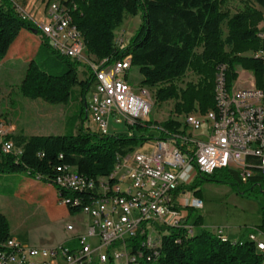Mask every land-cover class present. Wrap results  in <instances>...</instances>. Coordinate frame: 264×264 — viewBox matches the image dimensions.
Masks as SVG:
<instances>
[{
  "label": "trees",
  "instance_id": "16d2710c",
  "mask_svg": "<svg viewBox=\"0 0 264 264\" xmlns=\"http://www.w3.org/2000/svg\"><path fill=\"white\" fill-rule=\"evenodd\" d=\"M252 1L264 5V0H243V8L232 13L225 7L227 0H71L68 4L86 51L94 59L113 60L130 55L131 66L137 67L142 76L140 83L155 88L156 101L176 100L174 111L178 113L196 108L205 113L215 107L214 80L221 65L226 67L228 87L234 85L238 67L252 73L256 86L262 85L264 58L243 55L263 46L257 36V25L264 15ZM126 15L139 16L140 23L127 44L117 47L116 29ZM22 30L41 35V41L27 64L21 93L50 104H67L73 89L78 87L79 99L87 110L85 93L89 79H79V63L53 49L37 24L23 17L11 0H0V62ZM41 53L50 65L61 70H45L37 62ZM188 71L198 76L197 81L178 87L174 81ZM82 113L85 116H81L80 124L75 128L77 116L71 115L69 129L65 126L61 134L7 136L20 153L3 152L0 147V175L25 171L31 178L53 186L63 197L88 202L96 200V192L60 186L55 179L57 166H74L80 174L92 178L108 176L117 155L124 156L149 139H164L168 135L151 132L148 123H136L126 133L102 135L84 127L86 111ZM161 125L169 134L181 128V122L171 117ZM184 130L185 127L180 132ZM65 169L59 167L58 175ZM202 182L229 184L245 193L263 183L264 178L256 175L243 183L234 171L221 168L211 173L198 172L186 188H196ZM194 193L201 197V190ZM79 210V207L67 209L71 215ZM184 210L183 223L188 224L193 208ZM193 224L201 227V216ZM255 228L264 233V208L262 220ZM11 237L9 220L0 211V250ZM140 264H264V251L251 240L230 241L205 228L189 236L182 227H168L163 229L160 246L145 251Z\"/></svg>",
  "mask_w": 264,
  "mask_h": 264
},
{
  "label": "built area",
  "instance_id": "2783aa9c",
  "mask_svg": "<svg viewBox=\"0 0 264 264\" xmlns=\"http://www.w3.org/2000/svg\"><path fill=\"white\" fill-rule=\"evenodd\" d=\"M69 1H51L47 20L42 22H35L13 4L23 17L37 24L56 50L86 67L83 71L89 79V97L85 96V104L96 126L93 131L114 134L107 131L111 120L128 129L136 123H148L151 132L168 135L149 139L124 156L117 155L108 176L92 178L80 174L74 166H57L56 180L96 192V200L88 202L57 193L59 204L67 209L79 207L76 214L88 218L85 226L79 224L81 230L74 223L65 225L66 231L86 237L85 250L78 257H65L64 242L37 247L13 239L0 250V264H140L145 251L156 249L163 229L182 227L187 235H193L194 224H184L183 219L185 208L201 209L204 205L195 190L186 188L198 172L229 169L243 183L256 175L264 178V74L261 86L228 87L226 67L219 66L214 80L215 107L205 113H187L179 131L169 134L161 122L149 117L153 106L151 88L128 82L130 55L94 60L80 44L66 22ZM117 35V47L124 46V37ZM257 36L263 46L250 54H264V22L257 25ZM12 132L13 128L0 120L2 151L19 154L20 149L7 138ZM59 167H66L65 175H58ZM214 232L224 235L222 228ZM259 233L253 228L247 239L259 240ZM259 243L260 251H264V242Z\"/></svg>",
  "mask_w": 264,
  "mask_h": 264
},
{
  "label": "rangeland",
  "instance_id": "374dc122",
  "mask_svg": "<svg viewBox=\"0 0 264 264\" xmlns=\"http://www.w3.org/2000/svg\"><path fill=\"white\" fill-rule=\"evenodd\" d=\"M16 5L24 9L37 21H46L48 4L53 0H15ZM254 4L258 9L260 6ZM243 0H227L225 7L233 13L243 8ZM264 15V5L262 6ZM264 19L260 22L262 24ZM140 23L139 16L126 15L122 24L116 29L125 39L127 44L131 35L135 32ZM21 42L12 47V57L4 58L0 64V120L14 133L25 135L32 134H60L69 129L70 116H77L75 128L81 122L82 111H86L84 127L88 130L96 129L92 120V114L85 108L84 102L79 99L78 87L73 89L70 100L67 104H50L42 99H31L24 96L20 91V84L24 78L29 59L34 55L39 43V34L34 36L29 31L22 30ZM117 34V33H116ZM118 37V35H117ZM249 50L243 55L249 56ZM252 55V54H250ZM256 56L257 54H253ZM37 62L51 72H59L61 67L50 65L46 56L41 53ZM85 66L79 63L78 77L85 79ZM244 70V69H243ZM238 67V80L246 81V85H255L252 73L243 71ZM142 79L138 68L131 66L128 82L139 83ZM198 76L191 71L174 81L178 87H184L186 82H196ZM237 80V81H238ZM235 86V85H234ZM152 90L153 106L149 113L152 121L162 122L168 118L183 121L187 113L196 112L198 108L190 112L178 113L174 111L176 100L158 102L155 100V88ZM86 99L89 93H85ZM197 107V105H196ZM199 111V110H198ZM202 113V112H201ZM107 131L114 134L128 132V128L111 120L108 121ZM240 188L243 185L240 184ZM201 190L203 207L193 209L188 218V224H193L195 218L201 216V227L193 226V234L200 228L215 231L222 228L224 235L231 240L237 238L247 239L248 233L262 220V209L264 208V182L254 185L253 189L245 193L238 192L236 186L216 182H202L196 188L189 190ZM191 191V193H192ZM0 211L4 213L10 223L11 234L20 243L32 246H53L60 242L73 248L78 246V235L65 230L67 223L81 224L85 226L88 218L83 214L71 215L67 209L59 204L57 193L53 186L31 178L27 172H17L0 175ZM256 227V226H255ZM81 230V227H79ZM83 230V229H82ZM217 233V232H216ZM160 241V240H159ZM158 243V242H157Z\"/></svg>",
  "mask_w": 264,
  "mask_h": 264
},
{
  "label": "bare ground",
  "instance_id": "6f19581e",
  "mask_svg": "<svg viewBox=\"0 0 264 264\" xmlns=\"http://www.w3.org/2000/svg\"><path fill=\"white\" fill-rule=\"evenodd\" d=\"M74 8V7H73ZM70 11L71 10H69V14H67L66 15V22L70 25V27L73 29V31H74V34H75V36H76V38H80V44L81 45H85V43H84V38H83V36H82V34L80 33V31L77 29V26L73 23V18L71 17V13H70ZM42 36H44V35H42ZM45 37V36H44ZM117 41H118V39H117ZM50 45L52 46V48L53 49H55V47H54V44H52L51 42H50ZM56 50V49H55ZM56 51H58V50H56ZM59 52V51H58ZM60 53V52H59ZM255 54H257V56H261V57H263L264 58V54H262V53H255ZM62 55H64L65 56V54H62ZM92 56V55H91ZM93 59H94V57H93ZM94 60H105V59H94ZM66 174V169H65V171H64V173L63 174H59V175H65ZM58 184L60 185V186H62V187H65V188H74V189H80V190H82V185H70V184H65L63 181H58ZM223 236H225V235H223ZM11 240H13V239H10V240H8V242L9 241H11ZM251 241H253V242H255L256 243V245H257V248L260 250V243H259V240H251ZM7 242V243H8ZM157 242H159V240L157 241ZM7 243H6V245H7ZM160 246V242L157 244L156 243V248H158ZM64 256L65 257H78V256H80L81 254H82V252L85 250V248H86V237L83 235V234H79L78 235V246H76V247H73V248H69V247H67V246H65L64 245ZM150 250H153V249H150Z\"/></svg>",
  "mask_w": 264,
  "mask_h": 264
},
{
  "label": "crops",
  "instance_id": "0c3cea01",
  "mask_svg": "<svg viewBox=\"0 0 264 264\" xmlns=\"http://www.w3.org/2000/svg\"><path fill=\"white\" fill-rule=\"evenodd\" d=\"M13 3H15L16 4V1L15 0H11ZM260 10L263 12V10H262V6H260ZM32 17V16H31ZM32 19L36 22L37 20L34 18V17H32ZM31 35H34V36H36V34H33V33H30ZM25 35H27L26 33H23V34H21V35H19L18 36V38L16 39V41L12 44V46L10 47V49L8 50V53L6 54V56L4 57V58H6V60L7 59H9V58H11L12 57V55H11V52H12V47L14 46V44L15 43H17V42H19L20 40H21V38H22V36H25ZM39 37H40V40H39V43H40V41H41V35H39ZM21 42V41H20ZM39 43H38V45H39ZM38 45H37V47H38ZM37 49V48H36ZM36 52V51H35ZM35 52H34V55H35ZM34 55L29 59V61L34 57ZM3 58V59H4ZM2 62V61H1ZM1 62H0V64H1ZM243 70V69H242ZM237 71H238V68H237ZM243 71H245V70H243ZM238 77H237V79H236V81L234 82V85L236 86V87H245V86H247L246 85V81H243V80H238ZM48 134H51V133H48ZM48 134H32V135H48ZM61 134V133H60ZM68 212V211H67ZM258 225V224H257ZM257 225H255V226H257ZM255 226L253 227V228H255ZM200 230V229H199ZM199 230H198V232H199ZM11 236H12V234H11ZM223 237H227L228 238V240H230V241H237V240H240V238H237V239H235V240H231L228 236H223ZM12 239H16L14 236H12L11 237ZM258 238H259V240L260 241H263L264 242V233H262V232H260L259 233V235H258ZM17 240V239H16ZM243 240V239H242ZM160 242V241H159ZM158 242V243H159ZM61 243V242H60ZM157 243V244H158Z\"/></svg>",
  "mask_w": 264,
  "mask_h": 264
}]
</instances>
